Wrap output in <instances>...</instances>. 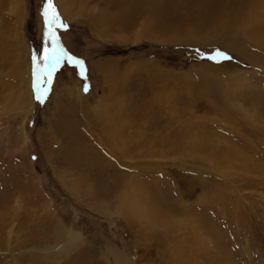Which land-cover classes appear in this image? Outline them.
Returning <instances> with one entry per match:
<instances>
[{
	"label": "rangeland",
	"instance_id": "rangeland-1",
	"mask_svg": "<svg viewBox=\"0 0 264 264\" xmlns=\"http://www.w3.org/2000/svg\"><path fill=\"white\" fill-rule=\"evenodd\" d=\"M63 1L49 81L0 0V264H264V0Z\"/></svg>",
	"mask_w": 264,
	"mask_h": 264
},
{
	"label": "snow or ice",
	"instance_id": "snow-or-ice-1",
	"mask_svg": "<svg viewBox=\"0 0 264 264\" xmlns=\"http://www.w3.org/2000/svg\"><path fill=\"white\" fill-rule=\"evenodd\" d=\"M42 15L44 17V23H45V27L47 29L46 31V35L50 37L52 43H53V47L51 49H45V54L43 56V60L45 61V68H48L49 66V62H51V68L50 70H48L47 72H44L43 74L47 75L49 81L51 80V75L52 72L55 71L56 67L59 66L61 59L63 57V52L60 51L59 54H57L58 49L56 47V41L58 39V37L56 36L55 31L52 29L51 25L56 24L57 27H66V25L60 24L58 23L59 21V14L57 13L55 6L53 4V0H46L45 4H44V10L42 12ZM217 56L220 59H228L229 57H226L223 53H218ZM217 56L211 57L212 59H217ZM72 57H69V62L72 61ZM78 64H82V61H76ZM37 58L34 55L33 56V68H34V72L33 75L35 76V69L37 67ZM43 71V70H42ZM81 75H83V69H81L80 72ZM36 83L34 81L33 83V88L34 90L36 89ZM85 90H87V86H85ZM36 99L42 102V95L41 94H37L36 95Z\"/></svg>",
	"mask_w": 264,
	"mask_h": 264
},
{
	"label": "bare ground",
	"instance_id": "bare-ground-1",
	"mask_svg": "<svg viewBox=\"0 0 264 264\" xmlns=\"http://www.w3.org/2000/svg\"><path fill=\"white\" fill-rule=\"evenodd\" d=\"M19 1V0H18ZM68 1V0H67ZM14 2H17V0H14ZM256 2V1H255ZM61 5V9H62V12L67 16L69 17V11H68V6H67V2L63 1L61 3H59ZM96 6V5H95ZM87 8V7H86ZM98 8V7H97ZM87 10V9H85ZM99 10V9H98ZM238 10V9H237ZM101 11V10H99ZM89 14H90V19H88V23L89 25L91 26V28L95 29V30H99L101 29V27L103 28L104 26V18H103V15L101 14V12H98V14H95L97 11L96 9L94 10V8L92 9H88L87 11ZM87 13V14H88ZM243 13V12H242ZM246 29V28H245ZM244 30V29H243ZM249 31V30H248ZM261 44V43H260ZM255 45V44H254ZM263 46V45H262ZM261 46V47H262ZM264 49V48H263ZM228 76V75H227ZM243 104V103H241ZM240 111H242L243 114H245V116H247L249 119H253V115H255L256 113V109L255 107H252V106H242V108H239ZM253 121V120H252ZM263 141V140H262ZM122 147V146H121ZM72 232V231H70ZM70 232H66V238L69 242H75L77 240V236H75L74 234L70 233ZM66 240V241H67Z\"/></svg>",
	"mask_w": 264,
	"mask_h": 264
}]
</instances>
